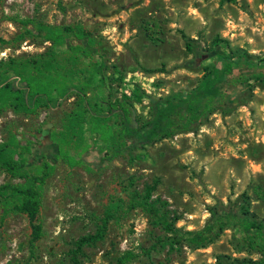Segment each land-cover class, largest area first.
Instances as JSON below:
<instances>
[{
	"label": "rangeland",
	"instance_id": "rangeland-1",
	"mask_svg": "<svg viewBox=\"0 0 264 264\" xmlns=\"http://www.w3.org/2000/svg\"><path fill=\"white\" fill-rule=\"evenodd\" d=\"M28 20L81 25L91 32L102 44L107 65L122 72L119 91L127 96L134 84L152 98L190 93L205 72L185 64L203 50L212 51L216 41L217 52L244 59L229 78L228 104L218 107L195 132L118 158L102 171L89 167L97 161L96 150L84 155L85 165L70 168L50 139V131L61 129L74 98L37 116L11 110L0 115V143L12 131L55 165L45 185L39 216L43 235L35 248L27 216H4L0 210V264H72L76 242L95 233L115 201L122 202L121 212L103 241L85 247L81 264H119L122 258L123 264L262 260L232 229L206 247L182 245L169 253V247L157 244L164 231L145 212L129 207L126 191L142 193L159 180L154 198L168 202V210L179 219L177 226L184 230H202L211 218L210 208H238L245 198L250 216L264 223V196L259 195V190L264 194V0H0V64L48 51L50 43L39 31L22 23ZM182 33L193 40V53ZM139 64L164 68L165 73L143 72ZM149 104L144 99L136 105L141 116L149 118ZM19 182L0 171V186Z\"/></svg>",
	"mask_w": 264,
	"mask_h": 264
},
{
	"label": "trees",
	"instance_id": "trees-1",
	"mask_svg": "<svg viewBox=\"0 0 264 264\" xmlns=\"http://www.w3.org/2000/svg\"><path fill=\"white\" fill-rule=\"evenodd\" d=\"M22 23H31L50 47L43 54L0 64V115L11 110L16 114L37 116L42 110L60 108L74 98L72 108L62 118L61 129L49 134L58 146V157L70 168L85 165L84 155L96 150L97 161L89 167L102 171L118 158L144 151L164 139L195 132L218 107L228 104L229 78L241 68L244 59L242 55L232 58L217 52L215 48L220 41H216L212 51L203 50L198 59L185 64V67L197 65L205 72L190 93L152 98L134 84L131 96H127L119 91L124 80L122 72L116 66L107 65L101 53V42L83 26H54L29 20ZM182 37L193 53V40L184 33ZM139 66L146 73H165L164 68ZM144 99L150 103L149 118L141 116L136 106ZM54 170L55 165L48 157L36 154L32 142L22 144L12 131L6 141L0 143V171L20 180L0 186V210L4 216H27L33 248L43 235L39 216L45 185ZM134 184L135 179L131 178L130 186ZM158 185L159 180H155L146 185L142 193L130 188L126 191L129 207L145 212L153 225L164 231L165 236L157 238L158 245L169 247V253L182 245L203 248L225 230L232 229L244 245L263 257L260 261L236 260L232 264H264V223L250 216L248 199L238 208L222 204L210 208L208 224L200 231H189L177 226L179 219L172 216L167 201L154 198ZM259 195L264 196L261 190ZM121 205L120 201L112 202L95 233L76 242L72 264H81L85 247L105 239L111 221L121 212ZM118 263L123 264L124 259ZM216 264L224 263L219 260Z\"/></svg>",
	"mask_w": 264,
	"mask_h": 264
}]
</instances>
